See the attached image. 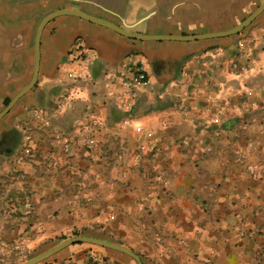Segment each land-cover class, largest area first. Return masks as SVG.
I'll use <instances>...</instances> for the list:
<instances>
[{"label":"crops","instance_id":"0c3cea01","mask_svg":"<svg viewBox=\"0 0 264 264\" xmlns=\"http://www.w3.org/2000/svg\"><path fill=\"white\" fill-rule=\"evenodd\" d=\"M262 1L0 0V111L30 81L52 12L195 36L233 28ZM139 64L147 81L123 91ZM263 66L264 10L236 34L190 40L49 19L37 78L0 119V264L73 235L142 264H264ZM36 264L136 262L75 243Z\"/></svg>","mask_w":264,"mask_h":264},{"label":"water","instance_id":"95a60500","mask_svg":"<svg viewBox=\"0 0 264 264\" xmlns=\"http://www.w3.org/2000/svg\"><path fill=\"white\" fill-rule=\"evenodd\" d=\"M263 10H264V0L257 6V8L254 11H252L244 20H242L239 24H237L233 28L225 30V31H221V32H214V33H210V34L195 35V36H146V35H137V34L125 32L124 30H122L118 27H115L111 24L105 23L101 20L92 18V17H90L86 14H83L79 11H76V10H64V11L52 12V13L46 15L42 19V21L40 22V24L38 25V28H37V32H36V36H35V43H34V66H33V72H32L31 79L28 82V84L25 87H23L20 91H18L9 100V102L3 107V109L0 111V119L10 110V108L15 104V102L25 92H27L32 87V85L34 84V82L37 78V73H38L39 42H40L41 31H42V28L45 25V23L57 14H60V13L74 14V15L83 17L85 19H88L90 21L104 24V25H106V26H108V27H110L116 31H119L125 35H128V36L133 37V38H138V39H145V38L162 39V38H170L171 37V38H177V39L190 40V39L218 37V36H227V35L236 34L240 31H242L245 27H247ZM75 243H89V244L105 247L108 249L116 250V251L125 253L128 256H130L131 258H133L135 260L136 264H142L140 256L137 253H135L134 251H132L131 249H129L123 245L114 243L112 241L101 239V238L94 237V236H89V235H73V236L67 237V238L61 240L60 242L56 243L55 245L51 246L50 248L40 252L39 254L28 258L22 264H36L40 261L47 259L48 257L52 256L53 254L57 253L58 251L64 249L65 247L72 245V244H75Z\"/></svg>","mask_w":264,"mask_h":264},{"label":"built area","instance_id":"2783aa9c","mask_svg":"<svg viewBox=\"0 0 264 264\" xmlns=\"http://www.w3.org/2000/svg\"><path fill=\"white\" fill-rule=\"evenodd\" d=\"M236 46L239 49H243L245 47V42L244 40H237L236 41ZM81 53L79 54L81 56V61L84 65H88L91 62V57L92 55L89 54V52L84 49V48H80ZM248 51V50H247ZM247 51H245V53H247ZM212 55V54H211ZM264 69V66H263ZM77 76L79 77H88L89 76V71L87 69L80 71ZM147 81V73L146 70L142 67V64H139L138 66H136L133 70V73L130 77H125V76H120L119 78V82L121 85V88L123 91H128L130 92L132 85L137 84V83H141ZM264 104V102H263ZM137 130L140 131L141 128L137 127ZM155 140V137L150 135V138L148 141H150V143H153ZM251 146V144H249ZM26 152H28V149H26ZM20 161V160H19ZM248 169H250L251 171L255 169V166L250 165L248 167Z\"/></svg>","mask_w":264,"mask_h":264},{"label":"trees","instance_id":"16d2710c","mask_svg":"<svg viewBox=\"0 0 264 264\" xmlns=\"http://www.w3.org/2000/svg\"><path fill=\"white\" fill-rule=\"evenodd\" d=\"M8 102V101H7Z\"/></svg>","mask_w":264,"mask_h":264}]
</instances>
